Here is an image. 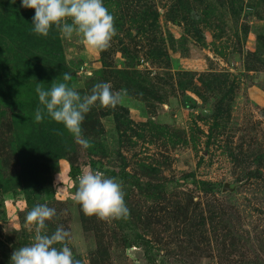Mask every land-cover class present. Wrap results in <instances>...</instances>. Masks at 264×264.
Segmentation results:
<instances>
[{"label": "rangeland", "instance_id": "obj_1", "mask_svg": "<svg viewBox=\"0 0 264 264\" xmlns=\"http://www.w3.org/2000/svg\"><path fill=\"white\" fill-rule=\"evenodd\" d=\"M103 3L116 35L96 53L55 28L35 35L34 9L0 0V262L11 264L34 236L24 227L32 206L17 178L25 134L42 122L36 109L17 117V98L32 101L38 84L65 82L68 73L65 83L81 96L97 83L126 90L115 108L94 106L85 115L82 136L91 147L70 135L75 175L66 158L53 160L46 190L34 196L35 205L55 209L51 223L70 233L81 264H90L100 231L106 264H264V157L255 160L264 154V0ZM147 9L156 16L138 32ZM7 81L13 86L5 90ZM86 170L121 183L127 218L87 217L84 227L71 197ZM225 181L233 191L222 192ZM197 225L208 239L189 236ZM138 234L145 241H135Z\"/></svg>", "mask_w": 264, "mask_h": 264}, {"label": "clouds", "instance_id": "obj_2", "mask_svg": "<svg viewBox=\"0 0 264 264\" xmlns=\"http://www.w3.org/2000/svg\"><path fill=\"white\" fill-rule=\"evenodd\" d=\"M21 7L34 9L32 32L38 36L47 37L55 28L64 38L71 39L75 35L87 49L100 53L109 48L116 35L114 17L103 0H21ZM70 79L71 76L64 73L63 81ZM65 82H52L47 90L38 84L35 89L38 107L34 119L41 123L48 117L62 124L76 143L87 149L91 144L83 138L81 128L85 115L94 106L115 108L122 103V93L126 94V90L113 92L109 82L97 83L90 95L81 96L75 86ZM71 198L86 217L95 216L101 221L111 222L130 215L121 183L105 177L100 171H84L77 178ZM55 215V209L47 204L32 207L24 225L28 231L34 232L32 242L13 252L11 264H80L67 244L68 231L57 227L51 235L45 232L46 221Z\"/></svg>", "mask_w": 264, "mask_h": 264}, {"label": "trees", "instance_id": "obj_3", "mask_svg": "<svg viewBox=\"0 0 264 264\" xmlns=\"http://www.w3.org/2000/svg\"><path fill=\"white\" fill-rule=\"evenodd\" d=\"M143 13L145 15H142L141 19L137 21V31L142 32L145 31L146 28L144 26L146 22V17L156 16V14L151 11L150 9L144 10ZM151 25L153 23L149 24L147 27L151 29ZM133 34V31L131 32ZM135 36V34H133ZM132 77H128V79H131ZM13 83L10 81H7V85L5 86V90L12 88ZM45 86V85H43ZM45 90H47L48 86L43 87ZM25 95V94H23ZM24 97V100H21L17 98L18 100V115L24 112L31 111L33 109H36L38 107V95L31 101L28 95ZM2 98V97H1ZM3 99V98H2ZM184 104H187L185 100H183ZM118 106V105H117ZM120 107V106H119ZM121 108V107H120ZM102 110V109H101ZM105 114V112L102 110L100 114ZM114 116L116 118L119 117V114L115 112ZM97 121V119H96ZM33 128V127H32ZM95 128V127H94ZM92 131V128L90 129ZM99 131V129H98ZM95 132V131H94ZM82 134H84V131H82ZM24 146L21 148L20 152V161L19 165L22 166V172L20 176L17 178L19 184L25 185L23 188L25 192V199L28 204V206H35L34 196H36L40 191L44 189V186L48 184L51 180L50 177V165L53 160H57L59 158H66L70 162V170L69 174L71 176L75 175V168L73 166L76 154L74 149L72 148V139L70 134L64 129V126L62 124H58L54 121H52L50 118L45 117L42 124L39 128L34 129H28L27 134H25L24 139ZM241 147V146H240ZM264 157V154H259V156L255 160H260ZM121 172V175H125V173ZM200 186L204 187L207 185L205 181H199ZM147 184H151L150 182ZM18 185V183H17ZM159 186L157 187V190L159 189ZM46 190V189H44ZM49 194V190L46 191ZM79 206V205H78ZM80 208V207H79ZM177 212H182V208L180 205H176ZM186 211V210H185ZM182 212L181 214L186 216V212ZM155 213L156 211H150V214ZM83 214V213H82ZM189 217V216H187ZM87 217L82 216V221L84 223V227L87 223ZM193 218V217H192ZM203 219L202 216H197V219ZM189 219V218H187ZM196 219V218H194ZM49 223L46 224V228L50 227V230L55 231L56 227H53V224L51 223L52 220L48 221ZM201 222L199 221L197 224L199 225ZM198 225L193 229V231H190L189 236L193 235H201L203 238H207V232L205 227L203 229L198 228ZM192 226V225H191ZM87 227V226H86ZM188 229H191L190 227ZM98 231V229H95ZM188 231V230H187ZM198 231V232H196ZM101 233V231H100ZM99 233V239L100 241H96V248L92 249L89 253L90 255V264H106V260L108 259V248L102 244V234ZM125 240L129 242V238L124 236ZM137 239L144 240L141 234L136 235L135 241ZM74 259L78 260L80 262L79 257L76 254H73ZM0 264H4V261L0 262ZM81 264V263H80Z\"/></svg>", "mask_w": 264, "mask_h": 264}, {"label": "water", "instance_id": "obj_4", "mask_svg": "<svg viewBox=\"0 0 264 264\" xmlns=\"http://www.w3.org/2000/svg\"><path fill=\"white\" fill-rule=\"evenodd\" d=\"M234 185H231V183L229 181H225L222 187V192L226 191V190H230L233 191L234 189Z\"/></svg>", "mask_w": 264, "mask_h": 264}]
</instances>
